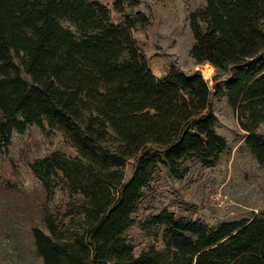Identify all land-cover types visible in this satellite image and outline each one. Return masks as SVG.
Returning <instances> with one entry per match:
<instances>
[{
	"label": "trees",
	"instance_id": "trees-1",
	"mask_svg": "<svg viewBox=\"0 0 264 264\" xmlns=\"http://www.w3.org/2000/svg\"><path fill=\"white\" fill-rule=\"evenodd\" d=\"M113 6L120 23L99 0H0V155L14 132L46 122L78 153L32 164L40 264H264V211L217 225L169 208L136 216L159 171L181 182L193 164L220 165L230 144L215 99H228L264 168V0H206L190 15L191 54L216 68L213 87L177 66L156 76L134 35L149 18L127 13V0ZM58 189L71 199L63 217L51 207ZM135 226L162 231L163 247L138 254Z\"/></svg>",
	"mask_w": 264,
	"mask_h": 264
},
{
	"label": "rangeland",
	"instance_id": "rangeland-1",
	"mask_svg": "<svg viewBox=\"0 0 264 264\" xmlns=\"http://www.w3.org/2000/svg\"><path fill=\"white\" fill-rule=\"evenodd\" d=\"M99 1L111 8L116 23L122 21L123 16L114 9V0ZM205 2L127 0V13L142 12L149 18L148 24H137L134 35L156 76H165L172 66H177L187 73L201 71L213 87L216 68L209 63L198 64L191 54L195 39L189 17ZM215 111L218 130L230 144L220 165L205 169L193 164L191 173L181 182L172 180L166 170L159 171L136 215L138 219L169 208L217 225L224 221L251 219L264 211V168L250 152L246 134L226 97L215 99ZM260 131L264 134V125ZM54 151L73 159L78 156L64 132L50 128L46 122L44 128L36 124L24 133L14 132L9 150L0 155V264H40L31 229L39 224L43 195L32 164ZM132 174L130 164L127 178ZM219 192L230 196L234 214L217 207L213 197ZM70 202L69 193L58 189L51 203L52 210L63 217ZM128 239L138 254L154 242L163 247L162 231L147 233L135 226L129 231Z\"/></svg>",
	"mask_w": 264,
	"mask_h": 264
},
{
	"label": "built area",
	"instance_id": "built-area-1",
	"mask_svg": "<svg viewBox=\"0 0 264 264\" xmlns=\"http://www.w3.org/2000/svg\"><path fill=\"white\" fill-rule=\"evenodd\" d=\"M213 198L216 202L217 207H219L222 210H228V211L230 210L231 214H234V212L231 210L232 200L228 194L219 192L216 195H214Z\"/></svg>",
	"mask_w": 264,
	"mask_h": 264
},
{
	"label": "bare ground",
	"instance_id": "bare-ground-1",
	"mask_svg": "<svg viewBox=\"0 0 264 264\" xmlns=\"http://www.w3.org/2000/svg\"><path fill=\"white\" fill-rule=\"evenodd\" d=\"M211 71V70H210ZM213 72V71H212Z\"/></svg>",
	"mask_w": 264,
	"mask_h": 264
}]
</instances>
